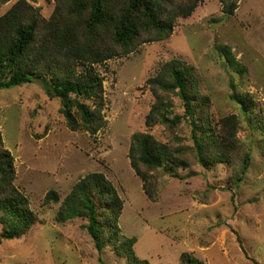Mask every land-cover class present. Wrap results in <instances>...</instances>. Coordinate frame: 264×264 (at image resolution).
<instances>
[{
	"label": "rangeland",
	"instance_id": "obj_1",
	"mask_svg": "<svg viewBox=\"0 0 264 264\" xmlns=\"http://www.w3.org/2000/svg\"><path fill=\"white\" fill-rule=\"evenodd\" d=\"M17 1L0 2V16ZM27 1L46 19L56 8V0ZM217 44L229 45L246 71L233 70ZM173 58L196 68L214 120L238 117L240 143L225 162L205 167L192 157L175 172H155L152 199L131 165L134 133L192 145L186 122L175 133L146 125L156 100L149 80ZM93 69L104 79L107 120L97 133L72 130L60 101L40 80L0 89V141L13 167L12 192L26 196L37 217L25 234L6 239L0 207V264H126L110 247L96 248L84 219H58L62 201L90 173L104 174L115 186L124 205L119 234L136 236L133 248L149 264H184V257L192 264H264V0H238L233 14L224 11L223 0H203L190 16L178 18L168 38L141 43ZM234 93L248 94L256 104L244 113L231 100ZM170 96L175 111L183 112ZM88 104L97 107L94 100ZM246 153L249 169L238 182ZM51 189L59 202H46Z\"/></svg>",
	"mask_w": 264,
	"mask_h": 264
},
{
	"label": "trees",
	"instance_id": "obj_2",
	"mask_svg": "<svg viewBox=\"0 0 264 264\" xmlns=\"http://www.w3.org/2000/svg\"><path fill=\"white\" fill-rule=\"evenodd\" d=\"M202 1L56 0L54 13L46 19L39 8L27 0H18L0 16V89L40 80L49 97L60 101V111L72 130L84 128L97 133L107 120L103 114L104 79L93 65L128 55L141 43L168 38L178 18L190 16ZM223 2L224 11L233 14L238 0ZM217 46L233 70L246 71L229 45ZM80 65L86 67L84 72H79ZM149 82L156 100L146 125L160 124L175 133L186 122L192 140V145H187L181 139L167 142L153 133H134L131 165L143 179L145 192L155 199V172L169 173L177 167H187L194 161L192 157L205 167L227 161L240 143L239 120L235 114L217 121L211 117L209 97L203 94L196 68L183 59L165 62ZM170 94L179 99L183 112L175 111ZM91 100L97 107L88 104ZM231 100L244 113L256 104L248 94L234 93ZM249 160L246 153L238 182L244 179ZM13 177V167L0 141V207L6 213L2 220L8 224L2 233L6 239L25 234L37 219L28 198L15 190L12 192ZM45 200L59 202L60 195L51 189ZM123 207L111 180L102 173H90L62 201L58 219L80 217L85 220L83 228L97 249L110 247L126 259V264H149L133 248L137 237L119 234L118 219ZM183 262L192 264V259L184 257Z\"/></svg>",
	"mask_w": 264,
	"mask_h": 264
}]
</instances>
